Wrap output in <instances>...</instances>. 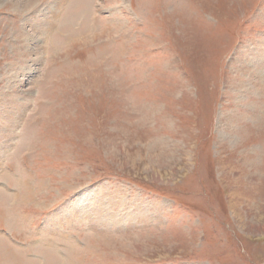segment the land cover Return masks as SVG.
Instances as JSON below:
<instances>
[{
	"label": "rangeland",
	"instance_id": "374dc122",
	"mask_svg": "<svg viewBox=\"0 0 264 264\" xmlns=\"http://www.w3.org/2000/svg\"><path fill=\"white\" fill-rule=\"evenodd\" d=\"M0 264H264V0H0Z\"/></svg>",
	"mask_w": 264,
	"mask_h": 264
},
{
	"label": "crops",
	"instance_id": "0c3cea01",
	"mask_svg": "<svg viewBox=\"0 0 264 264\" xmlns=\"http://www.w3.org/2000/svg\"><path fill=\"white\" fill-rule=\"evenodd\" d=\"M262 50V49H261Z\"/></svg>",
	"mask_w": 264,
	"mask_h": 264
}]
</instances>
